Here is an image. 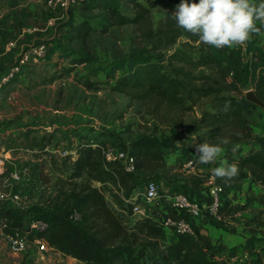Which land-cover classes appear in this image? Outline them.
<instances>
[{
  "label": "trees",
  "instance_id": "obj_1",
  "mask_svg": "<svg viewBox=\"0 0 264 264\" xmlns=\"http://www.w3.org/2000/svg\"><path fill=\"white\" fill-rule=\"evenodd\" d=\"M192 2L198 3L199 0L189 1ZM122 5L131 7L134 14L126 15L121 9ZM154 6L153 0H83L69 9L66 21L62 23L70 32L68 38L79 40L85 47L95 32L89 17L102 13L103 32L111 27L125 25H136L141 29L149 23L150 10ZM75 7L86 14L78 24L72 20ZM171 13L166 15L163 26L156 28L152 36L164 48L173 46L179 38H185L181 48L172 51L165 60L152 55L115 59L108 67H104L105 76L107 82H112L110 88L113 91L138 100L183 106L184 102L192 104L200 97L210 98L212 110L202 111L197 127L189 131L193 134L199 132L201 141L204 138L214 140L220 135L222 127H228L227 130L233 131L232 138L234 143H238V148L225 153L226 161L238 163L240 169L239 175L231 182L214 177L216 184L223 186L229 194L241 186L248 176L261 189L260 194L253 192L254 196L250 198L246 192L242 202H233L227 193L222 194L215 213L203 211L202 217L212 226L229 232L241 224L240 215L246 213L250 203L259 202L262 209L258 213H264V135H255L252 145L249 144L247 149V144L239 143L245 132V113L257 107L246 100L243 91L251 87L256 96L264 101V51L256 45L255 40H250L245 49L237 46L218 52L201 43L198 37L178 28L170 18ZM150 32L152 29H149ZM192 49H195V56L192 55ZM93 60V55L86 52L71 62L77 66ZM183 64L196 69L206 68L210 72L194 75L184 71ZM196 80H204L207 85L201 88L192 83ZM84 84L88 88L96 87L95 82L89 79ZM226 101H231V108L224 112ZM189 108L190 105L185 107L186 110ZM200 130L204 131L200 133ZM91 131L94 132L93 129L87 133L76 127L72 129L77 138L74 152L66 149L68 153L60 158L59 165L69 170L68 181H62L53 197L25 210L11 206L0 208L2 221H7V227L3 228L6 234L15 229H26L31 221L40 219L46 224L45 228L29 231V239H44L51 251L84 264H234V257L226 253V247L201 241L200 230L183 211L181 216L190 222L193 234H167L148 209L144 217L138 218L133 214L134 205L142 201L143 189L153 176L151 171L165 165V153L173 147L175 138L140 136L127 143L112 133L96 135L91 134ZM103 135L105 139H99ZM20 137L26 140L27 149H36L42 156L48 154L46 144L42 142L43 137L35 143L29 140L27 133ZM113 145L132 158V170L127 169L129 162L124 158L107 159L108 147ZM210 176L213 175L208 178ZM194 181L199 184L200 179ZM93 182L110 185L107 189L110 199ZM74 213L77 218H74ZM163 238L167 239L166 242L162 241ZM253 251L255 249L251 248L252 256L241 264H264L261 254H253Z\"/></svg>",
  "mask_w": 264,
  "mask_h": 264
},
{
  "label": "rangeland",
  "instance_id": "obj_2",
  "mask_svg": "<svg viewBox=\"0 0 264 264\" xmlns=\"http://www.w3.org/2000/svg\"><path fill=\"white\" fill-rule=\"evenodd\" d=\"M153 1L155 6L150 10L149 23L141 29L136 25H125L111 27L107 32H103L102 13L98 12L94 17H89V23L95 28V32L89 37L85 47L79 40L68 38L70 32L62 22L66 21L69 10L63 13L64 16H61V12L53 14L46 9L44 0L41 2L43 17L29 28L36 26L45 28V19L49 16L54 18L53 25L38 34L40 41L47 44V55L38 63L22 67L18 77L16 75L6 81L8 86L0 89V153L5 157V167L10 170L25 165L30 169L29 174L21 181L5 182L0 177L1 189L20 195V200L16 203L0 202V208L11 206L25 210L33 205H41L58 192L62 181H68L69 170L62 164L61 167L59 165L60 158L68 153L65 150H74L77 138L74 137L72 129L75 127L82 129L83 133L93 129L94 132L91 131V134L96 135L109 132L127 143L140 136L175 138L173 147L167 149L165 153V165L151 171L153 176L150 181L159 186L160 197L147 209L156 220L168 215L169 210L173 209L169 203L171 194L186 191L187 195L191 196L198 192L202 193L210 186L208 176L220 162L216 160L213 163H200L195 155L194 145L204 141L216 144L222 138H227L230 142L222 145L223 154L238 145L234 143L233 131L227 130L228 127H222L220 135L214 140L204 138L201 141L199 132L193 134L189 131L197 127L202 111L212 110L210 98L200 97L192 104L189 101L184 102L183 106H171L155 100H138L125 93L113 91L110 88L112 82H107L105 76L104 67H108L115 59L131 55H152L156 59L165 60L172 51L182 47L185 38H179L173 46L164 48L152 36L156 28L163 26L166 15L175 10L180 0ZM144 4L146 5L145 2ZM77 7L72 10L74 24H78L86 17V14ZM121 9L128 16L134 14L131 7L122 5ZM149 29H152V32L149 33ZM86 52L93 55L94 60L91 63L73 66L71 60ZM191 52L193 56L196 55L195 49ZM182 67L184 71L194 75L210 72L209 69H196L187 64H183ZM87 79L95 82L96 87L85 86L84 81ZM192 83L201 88L207 85L204 80ZM249 90H252L251 87L245 89L243 95ZM189 105L191 108L186 110L185 107ZM243 127L245 132L239 143L247 144L245 145L247 149L249 144L252 145V138L255 135H264V108L257 105L250 112H246ZM203 131L200 130V133ZM24 133H27L29 140L34 143L43 137L42 142L46 144L48 154L42 156L36 149H27L26 140L20 137ZM105 137L99 136V139ZM108 150L118 158L129 159L127 153L121 152L115 145L108 147ZM189 161L193 162L191 166L188 165ZM198 179L199 184L194 181ZM212 181L216 183L214 176ZM245 182L247 183V180L244 178L242 185ZM93 184L101 187L102 191L109 195L107 189L111 187L110 185L103 186L96 182ZM200 188V191H196ZM244 190L249 198L254 196L253 192L259 193V190L253 188L250 183L244 184ZM240 193L239 190L236 191L234 199H241ZM108 198L110 199V195ZM139 203L142 204V201ZM111 204L113 205V202ZM259 209H262L259 202L250 203L246 213L240 215L241 224L229 231L231 237H234L233 240L230 237L221 242L229 243L230 247L225 245L226 253L234 257V264H241L242 261L249 259L252 256L251 248L255 249L253 254L260 253L264 260V213H258ZM254 218L255 220L250 222V219ZM210 230L207 236L200 238L203 242L211 244L222 240L217 231ZM166 240L162 239L163 242ZM6 244L5 240L0 241V251L4 256L1 264H20L22 256L27 258L26 261L33 257L37 261L35 264H84L51 250L41 254L32 244H28L26 252L12 255L10 252L7 253Z\"/></svg>",
  "mask_w": 264,
  "mask_h": 264
},
{
  "label": "built area",
  "instance_id": "obj_3",
  "mask_svg": "<svg viewBox=\"0 0 264 264\" xmlns=\"http://www.w3.org/2000/svg\"><path fill=\"white\" fill-rule=\"evenodd\" d=\"M83 0H44V4L48 12L50 13H59L61 16H64V12L68 11L76 3ZM54 18L49 16L45 19V28H49L53 25ZM264 28V24H261ZM45 28L42 26H36L28 29L32 33H41ZM242 49L246 48V45L239 46ZM214 48V47H213ZM232 47H224L222 49H216L218 52L227 51ZM48 51L47 44L44 41H39L38 43L28 45L23 48L20 56L7 68V73L4 76V81H8L14 78L17 75L22 67H25L28 64L38 63L40 60L46 57ZM112 153V156H111ZM121 156H124L123 153ZM107 159H114L117 156L113 155V152L107 151ZM4 158L0 155V177L4 179L5 182L11 181H21L24 177L29 174V167L22 165L19 167H14L10 170L6 169ZM127 169H133L132 158L128 159ZM192 161H189L188 165H192ZM213 177L210 180V186L208 187V193L211 197V202L206 205L201 203L199 200L194 199L191 196H188L186 192L184 193H173L170 195L169 203L172 205L173 209L177 210L179 214L166 215L159 219V225L167 231V234H172L173 232L189 233L193 234L192 226L190 222L181 216V212H185L189 215L191 221L195 222L197 219L202 218L203 211L208 210L211 213H215L220 203V196L222 194H228L223 186L214 183ZM159 195V186L153 182L149 181L143 189L142 193V204L136 203L133 207V214L140 218L147 215V208L150 207L154 202L158 200ZM20 200V195L18 193H8L4 189L0 188V202L12 201L18 202ZM74 218H77V214L74 213ZM45 223L42 220H33L27 226L26 229H15L14 231L7 233L6 237L9 244V250L14 254H19L26 252L28 244H32L37 247L38 251L43 254L51 250L49 245L44 239L33 238L29 239L28 233L32 229L43 230L45 228ZM1 229L7 227V221L4 219L2 221Z\"/></svg>",
  "mask_w": 264,
  "mask_h": 264
},
{
  "label": "clouds",
  "instance_id": "obj_4",
  "mask_svg": "<svg viewBox=\"0 0 264 264\" xmlns=\"http://www.w3.org/2000/svg\"><path fill=\"white\" fill-rule=\"evenodd\" d=\"M170 18L178 28L198 37L199 41L216 49L224 47L244 46L252 34H258L260 28L257 22L264 24V0L256 3L254 0H199L189 3L180 0ZM231 108V101H226L223 111ZM230 141L222 138L219 143L207 141L194 145L195 155L203 164L213 163L222 154ZM238 148L234 146L232 151ZM239 165L236 162H221L212 169L215 178L231 182L239 175Z\"/></svg>",
  "mask_w": 264,
  "mask_h": 264
},
{
  "label": "crops",
  "instance_id": "obj_5",
  "mask_svg": "<svg viewBox=\"0 0 264 264\" xmlns=\"http://www.w3.org/2000/svg\"><path fill=\"white\" fill-rule=\"evenodd\" d=\"M41 2L43 3V0H0V89H4L6 86H8V84H6V81L3 80L5 74L7 73L8 66H10L20 56L24 47L38 43L40 41L38 33L35 34L29 32L28 29H30L29 27L31 24L36 23L41 17H43V8ZM254 2L259 3L261 2V0H254ZM257 26L260 28V32L258 34H252L250 40H255L256 45L264 51V28L259 22H257ZM0 155H2V153H0ZM225 158V153L223 154L222 152V154L217 159L219 160L220 164L216 165V167L220 166L221 162L225 161ZM187 172H189V170ZM211 177L213 176H210L208 178L209 183ZM245 179L247 180V183L245 182L244 184H252L253 188L259 190V193L257 194L261 193L260 187L256 186L252 182V179L250 177L246 176ZM244 184L235 189L236 191L239 190L241 192V199H234L233 195L234 193H236L235 190L229 192L228 195L232 198L233 202L244 201L246 193V191L244 190ZM191 197L196 200H199L201 203H204L206 205L211 202V197L209 196L208 188L205 189L202 193L198 192L195 195L192 194ZM167 214L177 216L179 212L175 209H170ZM1 221L2 217L0 214V222ZM155 221L158 220L155 219ZM195 225L201 232L200 238H202V236L204 235L207 236V233L211 231L210 229H214L215 231H217V233L222 236V240L216 241L215 243H211V245L223 247H226L225 245H227L228 247H230L229 243H221L230 239L232 235L229 234V232L215 228L203 217L197 219L195 221ZM238 233L244 235L241 231H238ZM233 238L234 237H231V240H233ZM1 240H5L7 242V253L10 252L12 255H17L9 250V244L6 237V233L0 227V241ZM3 260L4 256L0 251V264L1 262H3ZM26 260L27 258L25 256H22L20 264H27L26 262H28V264H35L37 262L33 259V257H30L28 261Z\"/></svg>",
  "mask_w": 264,
  "mask_h": 264
},
{
  "label": "water",
  "instance_id": "obj_6",
  "mask_svg": "<svg viewBox=\"0 0 264 264\" xmlns=\"http://www.w3.org/2000/svg\"><path fill=\"white\" fill-rule=\"evenodd\" d=\"M245 98L249 102L255 103L264 108V102L261 101L252 90L246 92Z\"/></svg>",
  "mask_w": 264,
  "mask_h": 264
}]
</instances>
